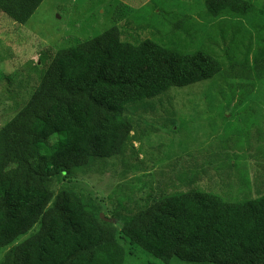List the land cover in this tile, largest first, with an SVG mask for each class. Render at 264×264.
<instances>
[{"label":"trees","instance_id":"obj_1","mask_svg":"<svg viewBox=\"0 0 264 264\" xmlns=\"http://www.w3.org/2000/svg\"><path fill=\"white\" fill-rule=\"evenodd\" d=\"M43 1L0 0V13L24 26ZM204 4L205 19L217 21L214 35L231 39L232 65L248 71L254 46L253 70L261 78L262 11L245 0ZM253 16L252 31L243 34L223 21ZM185 42L181 35L170 46L123 42L112 27L51 57L41 52V68L27 64L37 86L0 128V250L10 247L0 264H124L117 228L101 218L99 203L67 188L55 191L56 180L123 156L134 118L151 110L154 99L221 72L213 51H186ZM256 195L229 202L195 189L159 194L116 219L121 236L163 264H264V192Z\"/></svg>","mask_w":264,"mask_h":264},{"label":"rangeland","instance_id":"obj_2","mask_svg":"<svg viewBox=\"0 0 264 264\" xmlns=\"http://www.w3.org/2000/svg\"><path fill=\"white\" fill-rule=\"evenodd\" d=\"M245 1L264 14V0ZM205 10L204 0H44L24 26L0 13V128L37 86L27 75L28 63L41 68V52L51 57L112 27L128 43L162 40L170 46L181 35L186 51L205 47L223 62L211 80L154 99L151 110L134 118L123 156L56 180L55 191L67 188L99 203L101 218L117 228L124 264H163L121 236L116 219L138 211L147 197L195 189L234 202L264 192V73L259 79L254 73V46L248 71L232 65L231 39L214 35L217 21L205 19ZM256 19L223 21L243 34L252 31ZM9 249L0 250V262ZM169 264L188 263L172 259Z\"/></svg>","mask_w":264,"mask_h":264},{"label":"water","instance_id":"obj_3","mask_svg":"<svg viewBox=\"0 0 264 264\" xmlns=\"http://www.w3.org/2000/svg\"><path fill=\"white\" fill-rule=\"evenodd\" d=\"M16 26H19L18 24Z\"/></svg>","mask_w":264,"mask_h":264}]
</instances>
